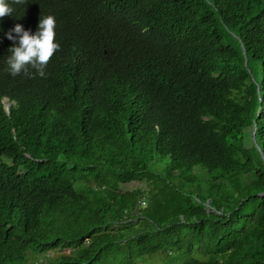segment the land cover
Instances as JSON below:
<instances>
[{"label": "trees", "instance_id": "trees-1", "mask_svg": "<svg viewBox=\"0 0 264 264\" xmlns=\"http://www.w3.org/2000/svg\"><path fill=\"white\" fill-rule=\"evenodd\" d=\"M9 3L0 264H264V0ZM45 15V76L11 75Z\"/></svg>", "mask_w": 264, "mask_h": 264}, {"label": "clouds", "instance_id": "clouds-1", "mask_svg": "<svg viewBox=\"0 0 264 264\" xmlns=\"http://www.w3.org/2000/svg\"><path fill=\"white\" fill-rule=\"evenodd\" d=\"M15 9L9 0H0V18L13 16ZM56 18L53 15L40 16L35 32L16 24L4 36L13 41L8 49L6 63L8 71L15 76L27 70L29 66L37 70L41 77L44 69L56 50L60 47L56 41Z\"/></svg>", "mask_w": 264, "mask_h": 264}, {"label": "rangeland", "instance_id": "rangeland-1", "mask_svg": "<svg viewBox=\"0 0 264 264\" xmlns=\"http://www.w3.org/2000/svg\"><path fill=\"white\" fill-rule=\"evenodd\" d=\"M149 167L155 171H158V172H163L165 170V164L163 162H152L149 164ZM193 173H197V174H200V177L202 179H204L205 177H207V172L201 168H197V169H194L193 170ZM187 175H189V172L188 171H182L181 172V176L182 177H186ZM144 204V203H142ZM70 253L69 250H61V251H54L51 253V256L52 257H58L60 255H68ZM82 253H85V250L82 251ZM158 257H155L154 260L152 261H149L148 264H157L158 263ZM31 261L28 263V264H34V262L32 261V259H30Z\"/></svg>", "mask_w": 264, "mask_h": 264}, {"label": "built area", "instance_id": "built-area-1", "mask_svg": "<svg viewBox=\"0 0 264 264\" xmlns=\"http://www.w3.org/2000/svg\"><path fill=\"white\" fill-rule=\"evenodd\" d=\"M143 203V202H142Z\"/></svg>", "mask_w": 264, "mask_h": 264}]
</instances>
